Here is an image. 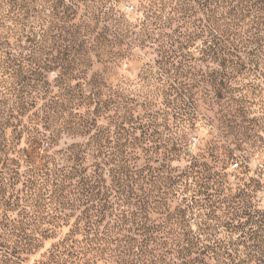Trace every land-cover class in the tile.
I'll list each match as a JSON object with an SVG mask.
<instances>
[{"label":"rangeland","instance_id":"1","mask_svg":"<svg viewBox=\"0 0 264 264\" xmlns=\"http://www.w3.org/2000/svg\"><path fill=\"white\" fill-rule=\"evenodd\" d=\"M96 1L0 0V264H84L85 259L87 264H129L119 251L112 252L109 258L93 243L91 246L96 248L81 262L68 256V250L76 255L85 253L90 244L78 220L86 206L98 199L95 194L87 196L86 191L95 185L97 192L105 181L111 185L113 179L109 173L113 164L98 151L91 137L93 130L86 124L92 119L112 133L129 116L151 124L145 135L149 140L145 144L141 139V147L136 149L138 165L144 164L143 147L150 149L153 160L165 159L178 171L188 169L192 159L198 158L208 171L225 175L226 193L235 195L247 187L255 208H264V58L259 60L260 70L251 71L255 66L249 50L255 45L245 42L248 49L240 56L245 67L233 72L228 85L220 89L221 98L213 73L219 63L209 55L213 44L205 43V37L193 46L185 44L184 57L171 59L174 66L169 72L156 62L161 46H167L163 36L135 41L114 63L99 56V51L89 50L103 25L97 16L90 15L88 5ZM156 1L103 2L113 7L116 17L122 15L126 22L138 26L144 10ZM19 3L30 6L25 17L18 12ZM251 13L239 26L251 32L257 26L264 29V25L255 23ZM201 17L208 25L207 15ZM68 31L78 32L80 39L90 42L86 62L76 61L78 70L84 71L78 74L76 70L69 84L78 82L75 75H84L79 85L88 94L91 77L99 74L117 93L108 110L95 111L96 103L88 102L70 108L67 97H57L64 90L57 80L61 68L54 59L59 46L66 44ZM260 35L264 37V31ZM118 51L113 49L111 56ZM175 67H181L182 73L174 83ZM40 73L43 81L39 80ZM183 94L195 100L193 121L184 120L186 117H181L177 109ZM56 99L62 114L65 110L64 116L47 123ZM38 131L46 135L41 144L33 139ZM141 132L138 130L136 135L141 137ZM51 133L56 134L54 142L49 138ZM177 142L181 151L167 157L166 150ZM72 151L81 152L79 162L72 160ZM58 193L69 202L68 209L55 218L52 214L38 227L29 225L26 215L39 204L50 210V202L54 205ZM111 199L115 202L114 197ZM218 214L224 216V211ZM110 221L107 218L101 228ZM33 228L37 229V241L28 246L25 235L32 234ZM204 243L217 250L220 262L254 264L237 234L225 227L204 238Z\"/></svg>","mask_w":264,"mask_h":264},{"label":"trees","instance_id":"2","mask_svg":"<svg viewBox=\"0 0 264 264\" xmlns=\"http://www.w3.org/2000/svg\"><path fill=\"white\" fill-rule=\"evenodd\" d=\"M103 1L97 0L96 4L88 5L90 15L97 16L96 20L103 24L94 43L80 39L78 32L68 31L69 37L64 40L66 44L57 49L54 63L61 68L57 80L65 94L57 97H67L65 101L70 108L88 102L96 103L98 107L95 111H99L108 110L107 106L115 103L113 96L117 93L112 91V87L99 74L95 73L91 77L92 88L88 94L79 85V80L84 75L78 74L84 70H78L76 61L82 64L86 62L84 57L87 59L88 43L89 50L99 51V56H106L110 63H114L115 58L120 57L123 50L131 49L135 41L163 36L167 46H161L156 62L163 71L169 72L173 65L171 59L184 57L182 49L185 44L193 46L198 39L205 37V43L213 44L209 55L219 63L213 73L218 80L221 98L223 95L220 89L228 85L233 72L245 67L240 57L248 49L245 42L255 45L249 50L254 57L251 62L255 66L251 71L260 70L259 60L264 58V37L260 33L264 29L257 26L254 27L255 32H251L252 30L244 29L239 24L252 12L255 23L264 25V0H157L144 10L143 19L138 26L126 22L122 15L116 17L113 7H107V2ZM107 1L109 3L111 0ZM29 10L28 4L19 3L18 12L23 17ZM220 10L222 13H219ZM201 15H207L208 25L203 24ZM113 49L119 51L111 56ZM175 69L177 73L172 77L174 83L178 81L182 68ZM76 70L80 71L74 76L78 77V82L70 85L69 79H72ZM39 76V80L43 81V74L40 73ZM183 85L187 86L186 83ZM170 86L173 87V84ZM102 87L110 93H105ZM58 101L56 99L53 103V114L46 117L47 123L52 124L53 120L64 116L65 110L62 114L61 108L56 106L60 104ZM65 101L62 100V104L65 105ZM177 102L181 117L193 121L194 98L183 94ZM86 124L93 130L91 137L98 151L113 164L112 171H109L113 179L111 185L105 181V185L97 189V192L95 185L87 184L90 185L86 191L87 196L95 194L98 202L86 206L78 224L82 223L90 244L85 253L76 255L68 250V256L81 262L96 248L91 246L93 243L101 253H108L109 258H112V252L119 251L122 257L128 259L129 264H225L220 262L217 250L204 243V238L211 236L220 227H225L237 234L254 264H264V208H255L247 187L235 195L226 193L225 175L208 171L206 164L198 158L192 159L188 169L178 171L165 159L161 162L153 160L150 149L145 147L142 148L144 164L138 165L140 157L136 149L141 147V139L145 144L149 140L145 135L151 124H144L133 116L123 119L113 133L107 128L99 127L95 119L86 121ZM138 130H142L141 137L136 135ZM36 135L33 139L41 144L46 135L39 131ZM55 136L56 134L51 133L50 140L54 142ZM174 145L166 150L167 157L181 151L178 142ZM71 153L74 162L81 160V152ZM74 169L75 167H70V170ZM56 196L54 205L50 202V210L45 204H39L33 212L26 215L29 225L38 227L52 214L55 218L68 209L69 202L64 200V196L59 193ZM112 197L115 202H112ZM219 210L224 211V216L218 214ZM153 214L158 217L153 218ZM36 217L39 224H35ZM107 218L114 220L113 224L111 221L107 222L102 229L101 225ZM34 230L37 229L33 228L32 234L25 235L28 246L37 241ZM80 255L83 258L79 259ZM87 263L85 259L84 264Z\"/></svg>","mask_w":264,"mask_h":264}]
</instances>
